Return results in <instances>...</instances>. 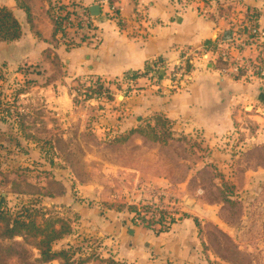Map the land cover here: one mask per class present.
<instances>
[{
  "label": "rangeland",
  "instance_id": "obj_1",
  "mask_svg": "<svg viewBox=\"0 0 264 264\" xmlns=\"http://www.w3.org/2000/svg\"><path fill=\"white\" fill-rule=\"evenodd\" d=\"M5 44L0 200L12 212L37 213L38 225L42 218L67 221L71 232L53 249L85 252L91 255L85 264H264V147L244 152L235 146L230 157L216 155V145L204 144L198 133L172 131L162 116H146L136 127L134 117L122 124L118 111L134 90L129 85L102 81L101 93L93 94L96 79H81L65 84V94L49 80L61 70L36 60L7 63ZM74 107L89 112L74 118ZM171 229L186 237L172 254L149 241L139 256L115 259L103 244L116 243V230L131 244ZM37 244V237L10 235L0 221V264H62L43 262Z\"/></svg>",
  "mask_w": 264,
  "mask_h": 264
},
{
  "label": "crops",
  "instance_id": "obj_2",
  "mask_svg": "<svg viewBox=\"0 0 264 264\" xmlns=\"http://www.w3.org/2000/svg\"><path fill=\"white\" fill-rule=\"evenodd\" d=\"M69 1L73 0H26L25 4L0 0V7L9 9L21 28L18 39L0 41L10 49L5 62L36 60L61 70L49 80L62 85L65 94L69 92L65 84L74 85L77 80L95 78L92 89L121 80L134 89L127 92L118 111L122 124L134 117L136 127L146 116H162L172 131L198 133L204 144L216 145V155L230 157L235 146L244 152L264 147V76L240 69L235 74L234 56L222 55L230 31L250 20L262 32L259 46L244 49L240 57L264 65V0H109L118 7V14L114 19L98 18L99 43L64 45L55 38L49 11ZM76 1L88 8L96 5L95 0ZM155 61L165 63L168 70L180 63L185 68L178 79L164 77L155 83V77L143 74ZM236 64L241 65L239 60ZM132 72L139 76L128 84L126 78ZM74 108V118L89 112ZM172 231L164 237L145 234L130 244L116 230V243L105 239L103 244L112 247L115 259L139 256L149 241L165 245L164 250L172 254L182 249L186 239Z\"/></svg>",
  "mask_w": 264,
  "mask_h": 264
},
{
  "label": "built area",
  "instance_id": "obj_3",
  "mask_svg": "<svg viewBox=\"0 0 264 264\" xmlns=\"http://www.w3.org/2000/svg\"><path fill=\"white\" fill-rule=\"evenodd\" d=\"M95 4L99 8L98 16L92 15L88 6L81 5L76 0L55 6L52 13V22L56 40L64 45H72L74 43L97 45L100 41L98 18H116L118 7L109 0H95ZM261 34L262 32L254 26V23L248 20L232 29L225 38V52L222 55L224 58L234 56L231 61L235 74L240 69L259 72L261 76H264V65L260 61L252 60L250 62V60L240 57L244 49L259 46ZM237 60L240 61L241 65L236 64ZM184 68V63H180L168 70L165 63L155 61L147 68V75L155 77L156 80L154 82L157 83L164 77L178 79ZM126 79L128 84L132 83L131 78ZM155 207L161 209L158 205ZM141 223L143 226L151 225L148 220H144Z\"/></svg>",
  "mask_w": 264,
  "mask_h": 264
},
{
  "label": "trees",
  "instance_id": "obj_4",
  "mask_svg": "<svg viewBox=\"0 0 264 264\" xmlns=\"http://www.w3.org/2000/svg\"><path fill=\"white\" fill-rule=\"evenodd\" d=\"M21 36V28L18 20L14 17L13 13L5 8L0 7V41H13ZM147 70L143 74H146ZM139 76L137 72L129 74V78L135 79ZM101 85L92 89L93 94L101 93ZM161 119L158 118V122ZM167 122L166 119L162 120ZM138 132L149 139L165 142L160 139L155 133L152 135L147 134L141 129H134L130 133ZM168 133V131H167ZM171 139V133L167 134ZM0 200V221L5 225L7 233L10 235H28L38 238V255L43 262H51L53 260H59L62 264H85L91 255H85V252H80L78 255L75 250L69 249H53V244L61 240L65 235L71 232L70 224L63 219L54 218H42L43 224H37L36 215L28 214L25 209L12 212L7 209V206ZM5 208V209H3ZM161 218V216H159ZM87 254V253H86Z\"/></svg>",
  "mask_w": 264,
  "mask_h": 264
},
{
  "label": "water",
  "instance_id": "obj_5",
  "mask_svg": "<svg viewBox=\"0 0 264 264\" xmlns=\"http://www.w3.org/2000/svg\"><path fill=\"white\" fill-rule=\"evenodd\" d=\"M89 11L92 15L97 16L99 14V8L96 5H93L89 8Z\"/></svg>",
  "mask_w": 264,
  "mask_h": 264
}]
</instances>
